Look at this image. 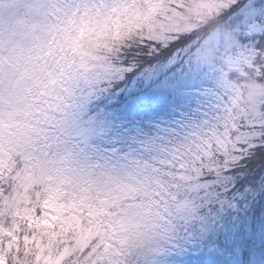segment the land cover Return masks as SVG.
Wrapping results in <instances>:
<instances>
[{
    "label": "snow or ice",
    "instance_id": "6c2138e0",
    "mask_svg": "<svg viewBox=\"0 0 264 264\" xmlns=\"http://www.w3.org/2000/svg\"><path fill=\"white\" fill-rule=\"evenodd\" d=\"M0 264H264V0H0Z\"/></svg>",
    "mask_w": 264,
    "mask_h": 264
},
{
    "label": "rangeland",
    "instance_id": "374dc122",
    "mask_svg": "<svg viewBox=\"0 0 264 264\" xmlns=\"http://www.w3.org/2000/svg\"><path fill=\"white\" fill-rule=\"evenodd\" d=\"M206 39H210L218 47H214L206 55L198 57V63L215 72L213 83L216 87L232 86L235 89V103L238 107H252L258 99L254 82L249 79L246 84L247 100L245 101L243 99L242 88L228 77L229 72L236 73L237 71L235 66L229 64L224 57L225 47L230 37L222 29L217 28L211 31Z\"/></svg>",
    "mask_w": 264,
    "mask_h": 264
},
{
    "label": "trees",
    "instance_id": "16d2710c",
    "mask_svg": "<svg viewBox=\"0 0 264 264\" xmlns=\"http://www.w3.org/2000/svg\"><path fill=\"white\" fill-rule=\"evenodd\" d=\"M210 33L205 35V39L209 36ZM228 77L229 79L233 80L234 82H236L241 88H242V94H243V99L246 101L247 100V82L249 80H240L236 77V73L235 72H229L228 73Z\"/></svg>",
    "mask_w": 264,
    "mask_h": 264
}]
</instances>
